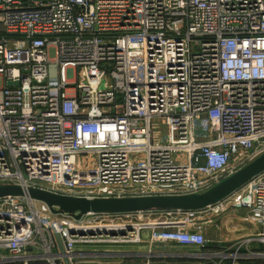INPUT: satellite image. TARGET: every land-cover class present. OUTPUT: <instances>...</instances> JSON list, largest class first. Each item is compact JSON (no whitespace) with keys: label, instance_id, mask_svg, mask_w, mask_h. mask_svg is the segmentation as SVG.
<instances>
[{"label":"built area","instance_id":"1","mask_svg":"<svg viewBox=\"0 0 264 264\" xmlns=\"http://www.w3.org/2000/svg\"><path fill=\"white\" fill-rule=\"evenodd\" d=\"M262 152L264 0H0V185L186 195ZM208 210L243 211L255 232L212 252L201 211L76 220L3 197L0 264H104L89 246L142 242L194 248L197 264L264 260V172Z\"/></svg>","mask_w":264,"mask_h":264},{"label":"water","instance_id":"2","mask_svg":"<svg viewBox=\"0 0 264 264\" xmlns=\"http://www.w3.org/2000/svg\"><path fill=\"white\" fill-rule=\"evenodd\" d=\"M264 172V152L241 168L206 190L186 195H154L121 198H78L62 196L36 188L19 185H0V198L26 197L44 203L53 214L68 215L76 220L90 214H129L148 212H198L211 207L243 188L254 177ZM55 239L60 252L63 246L59 236ZM64 264H69L63 258Z\"/></svg>","mask_w":264,"mask_h":264},{"label":"rangeland","instance_id":"3","mask_svg":"<svg viewBox=\"0 0 264 264\" xmlns=\"http://www.w3.org/2000/svg\"><path fill=\"white\" fill-rule=\"evenodd\" d=\"M117 103H121L118 99ZM160 122L156 121L157 133L155 139L161 142H167L164 132L159 133ZM244 212L240 211L234 214L233 211H218L217 213L207 211L200 213L203 221V229L208 243V251L217 252L223 250V247H230L232 240L242 237L245 228H253L241 218ZM158 221H166L170 217H151ZM255 229V228H254ZM226 242V243H223ZM98 256V260L104 264H197V260L192 257L196 254V249L189 247H179L175 245L150 244L142 242L137 244L125 245H103L89 246ZM99 250V251H97ZM246 251L242 249V252Z\"/></svg>","mask_w":264,"mask_h":264},{"label":"crops","instance_id":"4","mask_svg":"<svg viewBox=\"0 0 264 264\" xmlns=\"http://www.w3.org/2000/svg\"><path fill=\"white\" fill-rule=\"evenodd\" d=\"M200 213H205V211H201ZM243 231H246V232H244V235L242 237L236 238L235 240L249 236L250 234L255 232V229L254 228H245ZM232 241H234V240H232ZM250 248L255 252H263L262 246L258 243L251 244ZM255 264H264V260L256 261Z\"/></svg>","mask_w":264,"mask_h":264}]
</instances>
